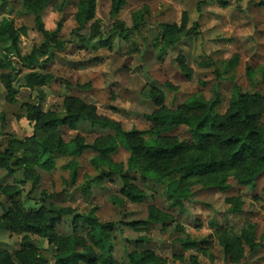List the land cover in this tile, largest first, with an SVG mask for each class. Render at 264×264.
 Segmentation results:
<instances>
[{
  "label": "rangeland",
  "instance_id": "rangeland-1",
  "mask_svg": "<svg viewBox=\"0 0 264 264\" xmlns=\"http://www.w3.org/2000/svg\"><path fill=\"white\" fill-rule=\"evenodd\" d=\"M24 1L0 0V23L9 20L16 30L26 29L19 36L18 53L10 43L0 42V60L10 62L0 69V151L13 141L20 157L24 147L34 150L28 139L43 137L30 120L31 106L54 114L62 113L65 103L71 111L89 112L91 107L98 118L116 122L125 132L145 131L154 112L178 111L190 97L209 100L214 91L224 114L234 86L260 95L259 123L264 126V7L258 6L264 0H224L225 5L220 0H125L115 16L111 0H95L93 17L83 27L76 22L81 0H49L40 13L44 30L54 34L49 38L35 29ZM135 15L143 17L137 30L132 29ZM160 25L184 31L180 42L163 53L154 46ZM34 49L45 50L44 56L27 69L17 55L28 56ZM29 73L51 75L54 81L28 88ZM154 94L160 101H154ZM58 133L65 144L80 137L87 145L113 135L83 121ZM162 137L193 144L181 123ZM198 153H183V164ZM93 157L91 151L77 158L57 157L46 170L29 164L26 170L22 163L12 166L11 173L0 168V262L53 264L54 256L67 254L76 238V251L89 252L90 260L101 264L107 259L104 242L92 240L91 228L82 222L74 225L76 216L91 213L100 223L114 225V264H129L132 253L150 255L148 264H264V174L252 188L240 185L237 169L230 167L208 176L177 177L181 209L166 198V184L139 175L130 180L144 196L137 202L121 195L119 176L84 192L82 186L96 175ZM128 158L129 153L119 150L112 162L126 165ZM72 160L77 164L75 182L64 169ZM179 163L178 156L172 157L156 169L161 172L162 167L163 173ZM47 204L68 211L57 220L52 241L20 232L17 222L25 216L42 221ZM150 215L159 221L143 225ZM131 223L140 225L133 229ZM228 240L232 254L223 246ZM181 242L196 246L184 250Z\"/></svg>",
  "mask_w": 264,
  "mask_h": 264
},
{
  "label": "trees",
  "instance_id": "trees-1",
  "mask_svg": "<svg viewBox=\"0 0 264 264\" xmlns=\"http://www.w3.org/2000/svg\"><path fill=\"white\" fill-rule=\"evenodd\" d=\"M49 0H44L41 8L37 6L40 0H25L24 6L27 9L28 16L34 17L35 29L45 37L53 36L44 30L40 13ZM111 15L119 13L125 4V0H111ZM222 5L226 1L220 0ZM264 7V1L258 4ZM95 0H81L79 3V12L76 15V22L79 27L88 23L94 13ZM143 17L134 16L133 30H137L141 25ZM24 27L15 29L13 23L9 20H3L0 23V42L10 43L11 48L18 53L19 36L25 34ZM184 31L177 25H160V32L154 39V46L160 47L163 53L166 49L178 44ZM60 50L63 45L57 43ZM42 48L41 50H43ZM34 49L31 54L25 57L17 55L23 67L32 69L34 65L40 64L39 59L44 56V51ZM10 67L7 63L0 60V69ZM264 80V70L262 71ZM26 86H45L54 81L51 75L38 73H29L25 77ZM154 101H160V97L153 95ZM66 102V101H65ZM262 98L259 94L244 93L238 86H234L230 92L228 106L224 114L219 112L220 95L214 91L213 96L206 100L200 96H192L186 104L178 111H167L161 109L154 112L147 119L151 122V127L145 131L125 132L121 127L112 121L98 118L94 108L89 107V112H83L81 109L71 111L70 106L65 103L63 112L54 114L52 112L42 113L35 107H30V120L36 123L38 131L43 133L42 138H31L28 142L32 143L33 149L30 151L28 146L20 157L16 154L15 142L10 141L5 150L0 151V168L6 169L11 173V167L22 163L27 170V166L32 165L42 170L48 169L57 157L77 158L86 151H91L94 157L90 165L96 173L93 179H90L82 186L84 192H89L91 185L99 186L104 180L119 176L122 181L121 195L131 201H140L144 196L131 182L132 175H139L145 181H154L158 184H166V198L171 201L172 206L181 207L183 200L175 187L177 177L182 180L188 176H208L212 173L226 167L237 169V179L240 185L249 188L254 187L256 179L264 174V126L259 123L261 117ZM79 107L86 108L79 102ZM78 121L87 122L91 128L100 130H109L113 132L106 142H95L87 145L80 137H76L69 143H63L58 129L61 127H75ZM185 124L191 135L193 144L188 147L186 143L177 142L172 139H164L162 136L171 132L176 125ZM18 142V141H16ZM215 142V144H214ZM221 151L222 154L214 150ZM197 150L199 153L189 157V161L183 164L181 156L190 150ZM124 150L129 153L126 165L112 162V156ZM179 158L180 165L174 168L165 167L162 173L157 172V164H165L172 157ZM142 159L143 163L138 164L137 160ZM156 164V165H155ZM71 172V181L76 180L77 164L72 160L64 166ZM222 185V181L218 184ZM224 189V187H221ZM182 209V207H181ZM45 216L42 221L39 217L25 216L24 219L17 222L20 232L39 234L48 241H52V231L57 220L67 214V210H61L51 204L46 205ZM40 216V215H39ZM38 218V219H37ZM12 221V220H10ZM14 221V220H13ZM158 218L150 215L149 219L143 223L147 225L150 222H158ZM82 222L84 226L91 228L89 237L92 240L100 238L107 248V259L101 264H114L113 252L114 244L112 238L113 224L100 223L93 214L76 216L74 225ZM140 224L131 223L128 226L133 229ZM73 248L64 255H55L53 264H78L79 262L94 264L97 261L90 260V254L87 251L77 252L80 245L76 238L72 240ZM223 246L226 253H231V242L226 241ZM184 250L195 248L194 243L181 242ZM129 264H148L150 255L135 253L127 256ZM30 260H32L30 258ZM29 260V262H30ZM95 260V259H94ZM0 264H11L9 260H1ZM31 264H40L32 263Z\"/></svg>",
  "mask_w": 264,
  "mask_h": 264
}]
</instances>
